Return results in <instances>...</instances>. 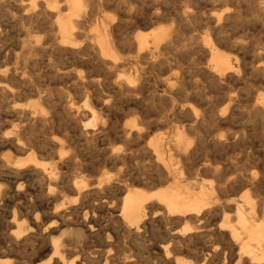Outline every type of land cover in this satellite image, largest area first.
<instances>
[{"label":"bare ground","instance_id":"bare-ground-1","mask_svg":"<svg viewBox=\"0 0 264 264\" xmlns=\"http://www.w3.org/2000/svg\"><path fill=\"white\" fill-rule=\"evenodd\" d=\"M231 1L0 0V264H264V170L240 123L264 138V93L235 95ZM191 54L192 90L175 72Z\"/></svg>","mask_w":264,"mask_h":264},{"label":"rangeland","instance_id":"rangeland-1","mask_svg":"<svg viewBox=\"0 0 264 264\" xmlns=\"http://www.w3.org/2000/svg\"><path fill=\"white\" fill-rule=\"evenodd\" d=\"M112 3H116L119 2L120 0H111ZM131 4V6L133 7V9H135L136 11H138V13L140 15L148 12L149 10L151 12L156 11L157 9H159L160 12L168 15L169 13H172L175 9L179 8V6L184 3V2H188V4L190 5V7H192L191 9L193 11H198L201 14H205V15H211L212 12H217L220 9L219 4L222 3L221 0H167L166 3L164 4H157L154 2L148 3V4H142L140 2H137L136 0H128ZM235 1V2H234ZM231 6V7H230ZM229 8H235L232 9L233 11H235L237 13L236 15V19L233 18L231 21V28L229 26L226 28V35H233L235 38H238L240 40H244L243 42L246 44V47L244 51H241L243 49H234V52L232 51L233 48H228V46L223 47V49L225 50L224 52H226L230 57L235 58L236 55H238L239 60L242 62V64L244 65V62L246 63V65L243 67V79L241 82H238L236 87L234 88V92L235 95L237 97V99L239 100V104L242 106V108H249L253 105L254 102V98H255V94L257 93L258 90H260L258 93L263 94L264 93V82L263 80L259 77H252V70L251 72H249L248 70H250L251 68H253L255 65L258 64H264V58H257L256 54H257V49L258 48H264V10H259L258 7V0H232ZM109 10H113L112 7L109 8ZM239 12V13H238ZM237 22H236V21ZM236 22V24H235ZM160 23L165 24L166 23V19H163L160 21ZM204 24H194L190 27L192 28H188L185 27L183 28V36L188 38L190 36H197V35H202L204 32H206V27L203 26ZM202 26V27H201ZM186 33V34H185ZM190 36H189V35ZM194 34V35H193ZM187 35V36H186ZM246 41V42H245ZM187 43V42H185ZM241 51V52H240ZM246 52V53H245ZM232 53V54H231ZM234 54V55H233ZM235 56V57H234ZM185 57V58H184ZM237 57V58H238ZM195 56L194 55H190L188 56H183L179 62V64L176 66L175 68V72L178 75H182L184 76V78H186V87H188L190 90H192L194 88V80H196L194 77L191 78L192 76V69L189 68L190 64H191V60L194 59ZM244 58V60H243ZM259 60L260 63H259ZM251 63L252 62H257V63ZM249 62V63H248ZM44 63L46 64V60L44 61ZM249 66L248 70L245 68L246 66ZM42 66V65H41ZM74 67L76 65H73ZM72 66V67H73ZM44 67V68H42ZM41 68V72L44 74V72L46 71V65L43 64ZM77 67V66H76ZM44 69V71H43ZM249 72V76L248 73ZM247 74V75H246ZM251 76V77H250ZM259 80H258V79ZM261 81V82H260ZM240 83V84H239ZM262 90V91H261ZM263 92V93H262ZM210 95H213L212 93H210ZM75 99H77V95L74 96ZM76 101H78L77 103L79 104L80 101L79 99H77ZM195 103L198 104V102L195 101ZM255 119H253L254 121ZM259 120V118H257V121ZM252 121V120H251ZM240 123H244L245 125V130L248 132L249 136V148L250 151L253 154V158L255 159L254 161V165L257 169L259 170H264V138L260 135L259 131H258V127L256 129L255 125L258 126V123L256 124V120L254 122H249L247 123L245 119H242L240 121ZM237 124L235 125V127H237V129L241 128L242 124ZM254 126L255 130H254ZM253 130H252V129ZM252 131V132H251ZM252 133V135H251ZM259 133V134H257ZM25 187V185H24ZM27 188V186H26ZM58 198L55 201H51L52 206L53 205H57L60 202H62L61 199ZM57 202V203H56ZM12 204V203H11ZM11 204H10V208H11ZM50 204V203H49ZM47 208H51V205L47 206L44 205V212L46 210L45 213H49V210ZM46 215V214H44ZM51 222V221H49ZM41 250L37 249L35 251V253H40ZM3 258V257H2ZM4 258H10L12 261H15L16 258H14V256L9 255L5 256Z\"/></svg>","mask_w":264,"mask_h":264}]
</instances>
